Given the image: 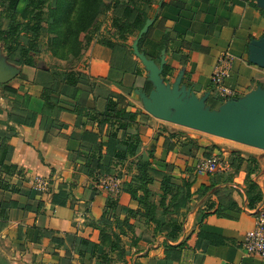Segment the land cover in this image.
Here are the masks:
<instances>
[{
	"label": "crops",
	"instance_id": "1",
	"mask_svg": "<svg viewBox=\"0 0 264 264\" xmlns=\"http://www.w3.org/2000/svg\"><path fill=\"white\" fill-rule=\"evenodd\" d=\"M149 19L154 23L147 33L143 47L145 54L160 60L161 52L165 50L166 65L176 68L170 80L184 69V84L192 86L198 96L209 93V104L220 105L217 99L221 98L212 85V75L224 54L232 58L226 84L234 91L235 98L264 86V69L251 64L248 53L251 40L264 36V11L257 6V0H157ZM163 40L167 44L159 53ZM102 51L100 47L93 49L87 69L91 81L103 85L110 66ZM27 68L19 67L22 76L18 73L16 80L13 78L7 85L29 91L26 106L38 115V124L43 120L44 101L43 87L36 82L42 81V72L47 70L34 80L23 76ZM106 87L122 93L115 85ZM2 89L3 85L0 86V128L4 130L9 124L16 129L17 136L11 142L14 147L12 161L23 172L15 176L12 183H20L25 193L14 195L0 190L1 200L18 203V207L9 213L7 227L0 232V264H80L75 253L69 261L65 249L59 247L54 238L62 239L65 234H71L99 243L100 233L89 222H97L102 216L107 196L102 192L94 196L90 189L93 182L81 169L84 161L77 158L79 153L88 154L93 136L89 140L86 131L97 132V125L77 115L75 102L66 97L61 99L68 104L59 106L67 110L47 112L42 128L7 123V112L17 113L5 106L7 95ZM23 92L21 94H25ZM130 99H134L133 96H127L129 111L145 113ZM102 107L103 100L100 99L99 109ZM106 133L107 127L102 137ZM139 133L142 152L154 154L153 168L165 171L169 167L172 171L168 173L177 179L190 180L193 196L189 210L181 211L184 215L180 216L182 233L178 240L170 241L164 235L155 234V225L143 221L148 226L138 225L136 234L122 238L126 253L123 259H117L116 254L111 253L115 259L113 264H264V258L248 256L241 246L244 235L255 227L256 214L264 212V151L240 144H225L232 142H221L224 140L152 117L146 125L139 127ZM235 151H240L242 157L234 161L232 168ZM220 152L228 162L226 168L209 175L196 171L197 159ZM250 157L256 162L250 161ZM130 174L125 176L126 181ZM34 177L50 179L51 193L40 195L33 190ZM158 180L150 186L157 195L156 200L160 193ZM212 182L215 185L210 191L204 195L198 193L201 187L210 186ZM250 183L262 192V201L253 207L248 197ZM63 187L69 196L66 205L53 204V195ZM118 200L123 207L139 208L129 194H121ZM206 235L213 236L216 243L209 242Z\"/></svg>",
	"mask_w": 264,
	"mask_h": 264
},
{
	"label": "trees",
	"instance_id": "2",
	"mask_svg": "<svg viewBox=\"0 0 264 264\" xmlns=\"http://www.w3.org/2000/svg\"><path fill=\"white\" fill-rule=\"evenodd\" d=\"M102 1L85 0L84 5L89 6L92 10L95 8L94 14L84 8L72 21L65 23L66 28L62 38L59 39L58 36L54 35L51 40L52 45L58 46L61 43L58 47H62L60 60L66 61L69 56L79 55L81 49L90 44L92 35L91 32L85 34V28L93 21L94 17H97L96 5L100 7ZM107 1H109L106 6L107 10L111 11L108 31L114 30L115 37L124 44L130 38L135 37L143 28L150 18L151 8L157 0ZM48 3L49 0H0V43L4 47L9 63L18 67H35L34 56L43 51L44 24L48 22L45 8ZM64 12L61 9L56 21L49 24L50 33L53 32L54 34L55 27L57 28V25L63 20ZM98 29L99 26L96 30ZM84 34L85 36L82 37ZM165 38L168 40V37ZM147 39L146 34L139 42V48L144 53L143 47ZM166 40H163L159 45V53L167 44ZM101 44L112 50L116 47V44L110 41L103 40ZM64 46L67 48L64 49ZM130 54L132 55V51ZM146 55L148 58L159 62V57L155 59L148 54ZM175 71V67L166 65L162 74L164 81H171ZM145 73L139 63L130 70L125 68L120 82L115 83L114 80L108 78L104 80L106 83L102 85L94 83L90 77H84L81 73L58 72L56 70L42 72V81H33V83L36 82L43 87V120L38 124V115L27 108L26 100L21 102V99L25 97V94H21L22 87L15 88L10 85H3V94L7 95L5 97L9 101L10 111L17 113L7 112V123L13 122L28 127L39 125L42 128L46 122L47 112L62 113L67 110L59 106L60 104H68L61 97H66L75 102L74 111L77 115L96 123L97 132L86 131L89 133V140L93 136V143L88 148V154H77V158L84 161L81 168L83 174L93 182L90 189H93L94 196L100 194L96 184L101 177L112 175L125 178L126 175L132 173L129 176L130 179L125 180L122 184V194H129L132 200L137 202L139 208L133 210L123 207L119 204V196H107L102 216L97 222H89V225L100 233L99 243L71 234H65L62 239L54 238V242L65 249L69 261L72 260L74 253L78 255L80 264H113L115 259L111 257V253H115L117 259H123L126 253L122 238L136 234L138 225L154 224L155 234L164 235L170 241L178 240L181 236L182 222L180 216L184 215L181 211L187 212L190 208L193 183L190 180L177 179L172 173H168L172 171V168L169 169L168 167L165 171L153 168L154 154L152 151L142 152L143 144L139 133V127L146 125L151 117L141 110H128L130 103L127 96L133 95L134 90L138 88H143L145 92L151 90V85L147 79L142 82L141 87L136 84L137 79L142 81ZM129 79H133L132 83L125 86ZM105 85H115L122 93L113 92ZM90 96H92L91 100H89ZM100 99L103 100L101 109H99ZM217 100L218 104L223 102L222 99ZM211 106L213 107L212 104ZM55 121L57 122L56 119ZM105 127H107V133L102 137ZM16 136V129L9 124L4 130L0 128V190L14 195H23L25 190L21 184L12 183L15 176H20L23 173L19 166L12 161L14 147L11 142ZM99 137L100 141H98ZM212 149H215V146H212ZM211 155L203 158H208ZM233 155L236 156V159L231 164L232 168H234V161L240 160L242 153L235 151ZM249 160L256 162L253 157H250ZM235 170H238V167ZM158 178L160 179L158 180L160 193L156 200L157 195L151 191L150 186ZM214 185V182L210 186L204 185L198 193L204 195ZM248 197L251 207L262 201V192L254 183L249 184ZM68 199L69 196L63 187L57 194L53 195L52 202L58 206H65ZM17 207L16 201L0 199V232L8 225L10 211ZM133 220L135 223H131ZM204 237L208 238L211 243L217 241L211 235ZM218 241L221 242V240ZM162 264L167 263L163 262Z\"/></svg>",
	"mask_w": 264,
	"mask_h": 264
},
{
	"label": "water",
	"instance_id": "3",
	"mask_svg": "<svg viewBox=\"0 0 264 264\" xmlns=\"http://www.w3.org/2000/svg\"><path fill=\"white\" fill-rule=\"evenodd\" d=\"M257 6L264 11V0H257ZM153 23V19H148L132 44V54L141 63L151 85L149 92L143 88L134 90L143 111L168 124L264 151V87L258 86L213 108L208 103L209 93L198 96L192 86L184 84V69L173 81L165 82L162 74L167 64L166 51L161 52L156 62L139 48L140 40ZM248 53L249 62L264 69V36L251 40ZM6 61L0 63V85L9 83L19 73Z\"/></svg>",
	"mask_w": 264,
	"mask_h": 264
},
{
	"label": "rangeland",
	"instance_id": "4",
	"mask_svg": "<svg viewBox=\"0 0 264 264\" xmlns=\"http://www.w3.org/2000/svg\"><path fill=\"white\" fill-rule=\"evenodd\" d=\"M85 0H49V3L47 7L45 8V13H46V18L48 22L44 24V36L42 38V43H43V51L41 54H38L34 56L35 60V67L34 68H27L25 71H23V76L27 78H32L34 80L40 78V74L42 71H51V70H56V71H67V72H74V73H81L84 77H89L90 73L87 69L88 61L92 57V52L93 49L96 47H100L102 51V56L108 61L109 66H110V72L107 77V79H112L114 80L115 83H118L121 81L123 78L122 74L124 72V69L127 68L130 70L134 65H139L137 62V59L135 60L133 58V54H130V51H132V44L133 41L136 39L137 35L135 37L130 38L126 43L120 42L117 37L114 35V30L108 31L109 29V18L111 17V11L107 10V5L109 4V1L103 0L100 4V7L96 5V11L98 10L97 17H94L93 21L85 28L86 32L85 34L91 32V42L89 45L81 49L80 54L77 56L73 57H68L66 61L60 60V52L61 48L58 46L61 44L57 45H52V38L54 35L58 36L59 39L60 37H63V33L65 30V23L68 21H72V19L79 14V11H83L84 8H87L92 14L95 12V8L93 10L89 7L84 5ZM64 10V16L63 20L57 25V28L55 27L54 29V34L53 32L50 33L49 31V24H53V22L56 21L59 11ZM99 26V29L96 30V28ZM60 34V35H59ZM85 34L82 36L84 37ZM110 41L116 44V47L112 50L106 45L101 44V41ZM83 42V41H82ZM59 43V42H58ZM83 45V44H82ZM65 47V46H64ZM65 47L64 49H66ZM63 50V49H62ZM7 55L4 51L3 45L0 43V63L3 62V60L6 61ZM158 62V61H157ZM6 64L9 67L16 68L19 70V67H15L11 64H9L6 61ZM140 66L142 67L141 63ZM38 73V76L35 74ZM22 76V72L20 73L19 71V77ZM32 79V80H33ZM43 79V78H42ZM146 79V73L144 74L142 81L139 79L136 80V84L138 87L142 86V82ZM16 80V78H15ZM14 80V81H15ZM18 80V77H17ZM13 81V82H14ZM133 79H129V81L124 82L126 84L125 86H129L130 83H132ZM12 82V83H13ZM11 83V84H12ZM7 85V84H5ZM1 86V85H0ZM3 90V89H2ZM30 90V89H29ZM23 93H25V97L21 99V102L27 101V94L29 91L26 92V90H23ZM134 99H130V102H134L138 106L142 108V105L139 101V98L133 93ZM130 96V97H131ZM5 106H9V101L4 103ZM213 107H218L217 104L211 103ZM10 108V107H9ZM181 128V127H180ZM188 130V129H187ZM196 132V131H195ZM202 134V133H201ZM216 138V137H215ZM217 140L221 141L223 139L217 138ZM221 142H229V141H221ZM225 144H236V143H225Z\"/></svg>",
	"mask_w": 264,
	"mask_h": 264
},
{
	"label": "built area",
	"instance_id": "5",
	"mask_svg": "<svg viewBox=\"0 0 264 264\" xmlns=\"http://www.w3.org/2000/svg\"><path fill=\"white\" fill-rule=\"evenodd\" d=\"M232 58L229 54L222 55L213 71L212 85L218 96L226 102L235 98L234 91L229 88L226 81L230 74ZM228 166L223 152L211 155L208 158H200L195 162V169L200 174H214ZM125 178L106 175L99 179L96 188L106 196L118 197L122 194V184ZM33 190L44 195L51 193L52 184L50 179L34 177L32 180ZM241 246L248 256L264 258V212L256 214L255 227L247 232L241 242Z\"/></svg>",
	"mask_w": 264,
	"mask_h": 264
}]
</instances>
